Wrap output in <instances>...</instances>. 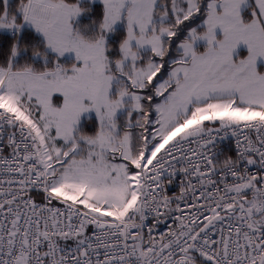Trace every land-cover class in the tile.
Instances as JSON below:
<instances>
[{
    "label": "snow or ice",
    "instance_id": "1",
    "mask_svg": "<svg viewBox=\"0 0 264 264\" xmlns=\"http://www.w3.org/2000/svg\"><path fill=\"white\" fill-rule=\"evenodd\" d=\"M0 264H264V0H0Z\"/></svg>",
    "mask_w": 264,
    "mask_h": 264
},
{
    "label": "built area",
    "instance_id": "2",
    "mask_svg": "<svg viewBox=\"0 0 264 264\" xmlns=\"http://www.w3.org/2000/svg\"><path fill=\"white\" fill-rule=\"evenodd\" d=\"M225 144H227V142H225ZM170 187V192H171V194L172 195H176V194H178V191H179V182L177 181V183L176 184H174V185H171V186H169ZM169 223H171L170 221H169ZM161 230L162 231H167V227L165 226V225H161Z\"/></svg>",
    "mask_w": 264,
    "mask_h": 264
}]
</instances>
